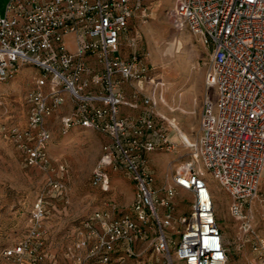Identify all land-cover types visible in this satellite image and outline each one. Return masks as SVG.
<instances>
[{"label":"built area","instance_id":"2783aa9c","mask_svg":"<svg viewBox=\"0 0 264 264\" xmlns=\"http://www.w3.org/2000/svg\"><path fill=\"white\" fill-rule=\"evenodd\" d=\"M147 1L8 0L0 12V82L14 79L27 65L40 75L26 96L25 126L3 125L1 134L22 152L26 166L48 171L49 119L58 111L69 108L60 118L63 134L81 127L110 139L91 183L108 192L112 173L124 174L135 182L136 194L129 211L111 204L78 224L74 248L87 251L88 264L140 258L149 242L153 254L168 264H174L173 256L183 264H229L230 242L205 169L232 198V214L242 217L258 197L264 174V0L175 1L173 26L189 30L210 52L206 85L216 99L206 96L200 137L185 142L192 160L178 167L172 186L161 189L155 186L150 155L175 145L168 128L159 126L155 99L143 90L146 80L155 88L160 81L151 75L147 53L135 49L124 58L121 52L135 47L136 39L126 35L132 20L148 17ZM58 170L61 176L66 172L64 165ZM47 188L55 198L66 191L62 177L49 178ZM178 188L193 195L188 219L176 216ZM47 199L39 196L28 233L3 251L4 258L39 264L47 257ZM178 223L184 228L175 241ZM254 249L263 259L264 242Z\"/></svg>","mask_w":264,"mask_h":264},{"label":"rangeland","instance_id":"374dc122","mask_svg":"<svg viewBox=\"0 0 264 264\" xmlns=\"http://www.w3.org/2000/svg\"><path fill=\"white\" fill-rule=\"evenodd\" d=\"M175 1L148 0V17L132 20L126 35L127 40L136 39L135 47L124 46L121 51L124 58H129L135 49L147 53L153 68L151 75L160 81L155 88L150 80H146L143 89L155 99L154 110L159 115V126L168 128L169 138L175 145L171 150H157L150 155L156 172L155 186L159 189L172 186L178 167L192 160V150L185 142L194 143L200 137L206 96L209 94L216 99L215 90H208L206 85L210 52L189 30L179 31L173 26L171 10ZM7 2L0 0L1 14H4ZM69 47H74L72 40ZM38 75L40 70L27 65L14 79L0 82V264H15L4 258L3 251L26 236L34 204L43 194L48 197L49 211L44 222L47 257L39 264H88L87 251L74 248L78 224L80 227L83 220L111 204L120 212L129 211L134 200L129 198V186L135 187V182L114 172L110 191L92 185L93 171L102 155V147L110 139L100 132L81 127L63 134L60 118L69 108L58 111L49 119L52 171L25 165L22 152L3 137L1 127L26 124V96ZM127 91L130 92L131 88ZM129 113L136 115L139 110H129ZM60 165L66 168L63 176L58 175ZM196 165L202 168L201 164ZM59 177H62L66 191L62 198H55L47 188V180ZM205 177L214 194L225 239L230 242L229 264H264V258L261 259L254 249L264 242V179L258 197L248 203L243 216L238 217L230 210L232 198L213 174L205 169ZM177 192L176 216L188 219L193 195L181 188ZM183 228V223L173 228L175 241H179L178 232ZM150 243L144 247L137 244L136 247H141L144 253L140 258H128L123 264H148L149 260L168 264L162 255L153 254ZM173 259L174 264H183L174 256Z\"/></svg>","mask_w":264,"mask_h":264},{"label":"crops","instance_id":"0c3cea01","mask_svg":"<svg viewBox=\"0 0 264 264\" xmlns=\"http://www.w3.org/2000/svg\"><path fill=\"white\" fill-rule=\"evenodd\" d=\"M25 126V125H24ZM264 179V174H263V178H262V180ZM129 188H130V194H129V198H133L134 199V196H135V194H136V185H135V187H132L131 185L129 186Z\"/></svg>","mask_w":264,"mask_h":264},{"label":"bare ground","instance_id":"6f19581e","mask_svg":"<svg viewBox=\"0 0 264 264\" xmlns=\"http://www.w3.org/2000/svg\"><path fill=\"white\" fill-rule=\"evenodd\" d=\"M179 132H180V130H179ZM184 141H186V140H184ZM188 142H191V141H188Z\"/></svg>","mask_w":264,"mask_h":264}]
</instances>
